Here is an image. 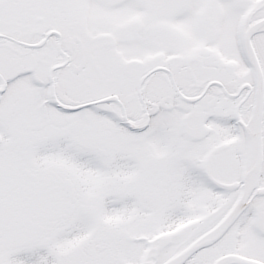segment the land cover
I'll list each match as a JSON object with an SVG mask.
<instances>
[{
    "label": "snow or ice",
    "instance_id": "snow-or-ice-1",
    "mask_svg": "<svg viewBox=\"0 0 264 264\" xmlns=\"http://www.w3.org/2000/svg\"><path fill=\"white\" fill-rule=\"evenodd\" d=\"M0 264H264V0H0Z\"/></svg>",
    "mask_w": 264,
    "mask_h": 264
}]
</instances>
